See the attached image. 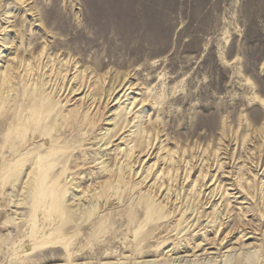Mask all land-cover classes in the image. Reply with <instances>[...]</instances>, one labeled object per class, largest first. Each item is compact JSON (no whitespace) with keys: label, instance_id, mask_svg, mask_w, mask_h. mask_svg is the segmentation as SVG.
<instances>
[{"label":"rangeland","instance_id":"374dc122","mask_svg":"<svg viewBox=\"0 0 264 264\" xmlns=\"http://www.w3.org/2000/svg\"><path fill=\"white\" fill-rule=\"evenodd\" d=\"M46 40L47 80L56 78L50 65L71 58L94 70L88 94L101 75L108 88L119 84L116 75L129 82L114 100L52 90L56 120L78 111L99 119L81 128L74 120V132L60 122L69 150L55 171L80 170L84 179L62 211L35 206L24 171L7 173L30 165L37 143L22 148L10 123L0 127V264H264V103L257 98L264 99V0H0L1 69H19ZM26 46L32 52L22 56ZM97 61L105 63L98 70ZM23 73L15 72L0 114L20 108ZM149 94L165 100L161 114ZM121 110V129L106 144ZM155 120L161 141L146 155L136 145ZM175 156L182 158L177 179ZM129 162L128 173L105 167ZM71 208L77 215L67 214ZM63 223L66 240L48 243Z\"/></svg>","mask_w":264,"mask_h":264},{"label":"bare ground","instance_id":"6f19581e","mask_svg":"<svg viewBox=\"0 0 264 264\" xmlns=\"http://www.w3.org/2000/svg\"><path fill=\"white\" fill-rule=\"evenodd\" d=\"M80 30H81V32H83V29H80ZM69 39L70 38L63 39V41L67 42V41H69ZM9 40H10V37H6L4 39V43L8 44ZM27 51L30 53L32 52V50L27 48V46H26V48L21 51L22 56H25ZM49 51H50V44H48V42L46 40V44L43 46L41 52L38 53L36 56H33L32 58L25 57V58H27L25 60H23V57H22L19 60L20 61L19 69L22 66V62L24 61L22 70H25V74L23 73V76H22V74H20V76L23 77V80H25V85L21 89L22 94H23V96L21 98L22 104H21L20 108L17 109V111L1 112V114H0V117H1L0 118V127L5 126L7 123H10L9 124V126H10L9 132L10 133H12V132L16 133V137H17L16 139H20L22 141V143L20 142L21 143L20 145L22 148H27V146H30L32 144L37 143L34 147L35 150H33L34 156L31 159L30 165L26 166V168L24 169L23 166L26 165V163H22L23 162L22 161L19 163V165H22V166H20V169H18V168L7 169V173L12 174V173L18 171L22 175V173L24 171V173L27 174L29 177V180H27V182H26V188L31 193H33V195H34V200H33L34 202L33 203L35 204V206H39L40 204H43V205L47 206V209H51L52 211L56 212V211L64 210L65 207H70V205L67 204L70 199H72L74 197H76V199H78L77 195H73V194H71V195H73L72 197H71V195H69L68 199H67V192L70 191V188L72 187V185L78 186V187L81 186L83 183V180H84V179L78 178L76 176L77 173H80V170L74 172L71 170V168H69V169H67V171L65 169H63L61 172H59L58 169L55 171V167L57 165H59V163L62 162L63 156H65V153H67L69 150V147H67L66 145H61V142H63L64 137H63V133L60 132V122H61V120H63V123L65 125V130H72L74 132V130L77 127V126L75 127V124L73 123L74 120H76L78 127L81 128V126L86 124L85 123L86 121L89 122L88 124H90V125H93V124L95 125V123L99 119L96 118V121H95L93 118H91V120H89L90 118H84L82 116L83 114H81L80 111H78L77 114H74L73 116L62 113L60 119L56 120L51 115L52 111L55 108L54 107L55 103L57 102V101H55V95L52 94V90L54 89L56 93L57 92L60 93L61 91H63L62 94H65V92L68 91V94H72V93H78V91H80L82 89V91L80 93H84L85 98L87 96L93 95V97H95L94 101L97 99L98 100L102 99L103 96H104V98H108V100H110L111 98H113V100H114L117 98L118 93L126 87V85L129 82V79H127V77H125V76L116 75L115 79L119 82V84L116 86H111L108 88V86L107 87L105 86V83H106L107 78H108V74L101 75L100 80H99L100 81L99 85L98 86L96 85L97 87H94V89H93V90H95L94 94H93V91H91L88 94V90L85 92V88H86L87 83H88V78L90 76L89 74H92L94 70H91L89 72L88 67H86V69H84V70H81V69H79V66H78L79 62L77 60L72 61V59L69 58V59L65 60V62H62V60L61 61L59 60L58 62H55L54 64L50 65L51 67L47 71H52L54 73V74L52 73L53 76L54 77L56 76V78H55V80H53V78L47 80V78H45V75L47 72L43 73V70L46 67H48L49 63H50V60L45 61V59L47 58V56L49 54ZM1 54H2V52L0 53V56H1ZM14 59H16V57ZM54 60H55V58H54ZM104 65H105V63H99L97 61L95 68H96V70H98V69H101ZM15 67H16V64L12 65V66H10V64H9L5 69L0 68V110H2V108L5 105L7 106V103H8V99L5 95L6 89H8V91H12L13 85L15 86V82H16L15 78H17L14 76L15 72L21 73V71H22V70L20 71L19 69L15 70L14 69ZM73 68H76L75 72L79 71V73L75 74V72H74V76L71 79H69L68 73L71 74L70 71ZM126 76H128V73L126 74ZM72 79L79 80L80 84H78L79 82L75 83V81H74L70 85L69 83ZM110 79H112L111 76H110ZM147 80H150V79L147 78ZM37 81H38V83H40V86L37 85L35 87ZM249 83L250 84L252 83L251 80H249ZM91 84H89V88L91 87ZM46 85H48V87ZM49 87H51V91H47V89ZM126 89L127 90L130 89V86ZM116 90L118 92L115 94ZM127 90L125 91L124 95L126 94ZM149 97H151V99H153V101H149V103L153 102L151 104L154 106V108L156 107L157 111L161 114L163 111L165 100L163 98H161L160 96H155V95L152 96L151 94H149L148 97H146V101H148ZM257 98L261 101V103H264V99L260 98L259 96H257ZM217 106L218 107H215V109H217V110H220L222 108V107H220L221 103H219ZM207 107H208V105H207ZM208 108H211V107H208ZM24 112H25V114H24ZM123 112H125V111L121 110L119 112V118L115 122V124L119 125L118 129L115 132H111V133L108 132L106 134V136L108 137V139H106L107 140L106 144L110 143L112 137H115V135L117 134L119 129H121L120 120L125 115V113H123ZM214 113H215V111H213L212 114H214ZM104 115H105V111H102V112L100 111V113H99V117H101L100 119H102L103 118L102 116H104ZM193 125H195V124H192V126L190 128H192ZM246 126L247 127H252V126L254 127L256 125L252 122H249L248 124H246ZM147 128L148 129L146 130V141H145V143L143 144V141H140V143H137V145H136L137 147H141L140 152L142 151V149L146 148V155H148L151 152V150L154 149L153 148L154 140L159 139V142L161 141V139H160V134L162 132L161 120H157V121L155 120V122H152L151 124H149V126H147ZM181 128H183V127H181ZM184 128H185V126H184ZM187 129H189L188 126H187ZM244 130H245V126L242 127V131H244ZM189 131H191V130L189 129ZM228 131H229V124H228L227 120H224L222 123V129H221L223 140H224L225 136H227ZM263 133H264V127L262 128V134ZM238 138L240 141H241V139H245V140L247 139L244 137V135L241 136L240 134L238 135ZM136 140L138 142V140H139L138 136H137ZM39 141H42V143L38 144ZM143 145H145L144 148L142 147ZM136 146H135V148H136ZM133 148H131L130 151H132ZM19 150L20 149L18 148V153H19ZM153 152H154V150L152 151L151 154H153ZM175 152L177 153V151H174V153ZM133 153H132V155H130V153L127 152L126 155L130 156V159H131L133 156ZM15 156H17V154ZM193 158H194V156H193ZM181 159L182 158H180V156L173 159L172 170L175 171V169H177L176 170L177 172L175 171L176 172L175 179L178 178V175H179L178 172H179L180 168H182L181 164H180ZM192 161H193V159H191L187 162V163L191 164V167L188 170L189 172H186L188 177L190 176V171L192 169H194V167H195L194 163H192ZM130 162L125 164V165L122 163L121 166L117 165L118 167L116 170H112V169L107 168L108 164L105 165V167H106V170H109V171H124L127 169V173H128L129 171L133 170L132 169L133 167L131 166ZM171 162H172V160H171ZM220 166H223V165H220ZM119 169H121V170H119ZM149 171L152 172V170H150V169H149ZM205 172L206 173L203 172V180L208 175V171H205ZM168 173H170V171H168ZM65 174H67V175L64 176ZM163 174L165 175L166 171ZM69 175H73L72 179L69 182L65 181ZM170 176H174V172L171 173ZM97 177H100V176L97 175ZM147 177H148V175H146L144 177V179H147ZM70 182H72V183H70ZM163 184H165V181H162L161 185H163ZM168 190L171 191L172 188H169ZM180 192L181 191H179V193ZM69 211H70V213L68 211H67L68 213L66 212L68 215L69 214L77 215V213L73 210V208H71V210H69ZM63 213H64V211H63ZM61 220L62 219H60V221ZM69 228H70L69 223H63L58 228L59 229L58 232L51 234V235H53V239L51 240L50 238H52V237H50L49 238L50 241H48V243H62L63 241H65L66 240L65 232L67 230H69ZM183 259H184V257H183ZM214 261H216V259Z\"/></svg>","mask_w":264,"mask_h":264}]
</instances>
